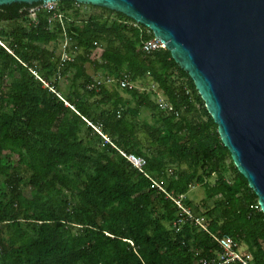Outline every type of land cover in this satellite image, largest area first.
Listing matches in <instances>:
<instances>
[{
	"label": "trees",
	"instance_id": "trees-1",
	"mask_svg": "<svg viewBox=\"0 0 264 264\" xmlns=\"http://www.w3.org/2000/svg\"><path fill=\"white\" fill-rule=\"evenodd\" d=\"M59 3L65 11L83 4ZM37 4L0 6V21L9 23L0 26V82L11 78L6 88L0 85V264H199L219 251L224 234L245 245L254 264H264L258 197L171 52L144 53L141 45L153 32L102 6L96 7L112 17L91 15L76 23L64 15L62 22L41 9L35 21H17ZM63 31L79 52L61 67L47 45ZM87 64L118 82L149 77L172 110L137 88L124 87L130 98L105 83L88 89L97 80ZM71 71L69 91L61 94L58 73ZM141 107L158 115L137 127ZM120 150L144 157V170ZM168 164L179 168L167 172ZM195 182L213 199L201 212L208 226L185 223L176 231L177 211L166 194H187ZM23 184L34 192L27 195Z\"/></svg>",
	"mask_w": 264,
	"mask_h": 264
},
{
	"label": "water",
	"instance_id": "water-1",
	"mask_svg": "<svg viewBox=\"0 0 264 264\" xmlns=\"http://www.w3.org/2000/svg\"><path fill=\"white\" fill-rule=\"evenodd\" d=\"M60 0H0L34 4ZM147 26L193 79L264 212V0H76Z\"/></svg>",
	"mask_w": 264,
	"mask_h": 264
},
{
	"label": "built area",
	"instance_id": "built-area-1",
	"mask_svg": "<svg viewBox=\"0 0 264 264\" xmlns=\"http://www.w3.org/2000/svg\"><path fill=\"white\" fill-rule=\"evenodd\" d=\"M45 10L48 13L52 14L50 20H58L62 21L63 14L58 12V1L51 2H40L34 7L29 9L28 14L32 15L33 20L35 21L37 18V12L39 10ZM63 42L61 44V54L59 57V66H63L67 61L72 60L75 55L79 52V48L77 44L73 41V39L68 35L67 32H62ZM161 48H165L163 42L156 36L151 37L150 39L144 41L141 45V50L144 53H152ZM32 74L36 78L42 81L39 76V73L36 70L31 69ZM58 77L61 78L60 73H58ZM110 78V77H109ZM108 78V80H110ZM102 83L101 80H97L96 82L90 83L87 85L88 89H98L99 85ZM120 85L124 87H129V78L124 77L119 81ZM153 86L157 85L155 82H152ZM52 89V88H50ZM160 107L165 110H172V106L169 103H162ZM96 130L102 135L106 142L111 143L115 146L107 135L102 134L97 128ZM116 147V146H115ZM121 154L127 159L128 162L131 163L135 168L143 171L146 166V159L142 156L135 155L133 153H128L124 150H120ZM160 191H165L160 184H157ZM166 197L171 200L173 205L176 208V217L172 221V226L176 231H179L180 228L185 223H190L196 226L199 229H205L208 226V219L201 212H197L192 206L187 204V196L184 193L173 195L166 194ZM219 243V251L213 253V255H209L200 259L199 264H254L252 253L246 248H244L243 244L235 241L231 236L224 234L218 239Z\"/></svg>",
	"mask_w": 264,
	"mask_h": 264
},
{
	"label": "rangeland",
	"instance_id": "rangeland-1",
	"mask_svg": "<svg viewBox=\"0 0 264 264\" xmlns=\"http://www.w3.org/2000/svg\"><path fill=\"white\" fill-rule=\"evenodd\" d=\"M75 11L78 13H75ZM58 12H61L63 14V16L66 15V19L68 21H74L76 23H79L80 20H82V19H87L91 15H103V17H112V15H109L108 13H103L102 10L100 8L96 7L95 5L94 6H92V4L86 5L85 3L76 4L74 11H72V10L65 11L64 8H62V6L60 5V3L58 1ZM25 18L26 19H19L17 21L19 23L25 22L26 24L33 21V17L30 14H27V16ZM62 22H63V19H62ZM8 24L9 23L6 21L0 22V26H6ZM61 41L63 42L62 35H60V37L58 38V40L56 42L57 45H56V43L47 45V47L49 49H54L56 56H59V57L61 54V44H62ZM86 66H87L88 73L91 74L94 79L101 80L102 83H105L109 89L110 88L111 89L116 88L124 97L130 98V95L124 91L125 88H123L115 78L106 77V74L101 69L95 70L89 64H87ZM72 77H73V72L71 71V72H68L67 74H65L64 76H62L60 78L61 80L59 81L60 82L59 85H60V93L61 94L67 93L69 91V87L71 85ZM108 78L110 79L109 81H108ZM10 81H11L10 77L4 76V78L2 79V82H0L1 87L6 88L9 85ZM129 84H130L129 87H127V88H129V89L130 88H137L141 92L142 91L147 92V93L149 92V93H151V97L153 98V100H155L156 102H158L160 104L165 103V102L167 103V99H166L165 95L162 93V91L157 86L156 87L153 86L152 81L149 77H146L144 79H137L135 81L129 80ZM129 102H130V100H129ZM130 106L131 107L134 106L133 101L131 102ZM139 111H140L139 116L133 120L135 122V124L137 125V127L141 126L144 121H147L149 123H153L157 119L158 114L156 112L150 111L149 109H147L145 107H141ZM139 135L141 138L143 137L141 134H139ZM180 167L183 168L184 166H180ZM178 168L179 167L176 165L168 164L167 172L177 170ZM23 176L25 177L24 174H23ZM163 180H164L163 177H159L157 181H158V183H161ZM214 180H215V177L212 176L209 179V182L213 183ZM22 188L27 195H30L34 192V188L27 185V184H23ZM186 196H187L188 200H191L192 206H194V207L196 206L198 209L201 210V211L196 210L197 212H202L205 204L211 205V203L213 202V199H207V194H206L204 186L202 184H199L196 182L191 185ZM194 203L197 205H195ZM243 247L245 249L247 248L245 245Z\"/></svg>",
	"mask_w": 264,
	"mask_h": 264
},
{
	"label": "bare ground",
	"instance_id": "bare-ground-1",
	"mask_svg": "<svg viewBox=\"0 0 264 264\" xmlns=\"http://www.w3.org/2000/svg\"><path fill=\"white\" fill-rule=\"evenodd\" d=\"M48 2H51V1H48ZM35 4V3H34ZM62 42V41H61ZM56 45H57V43H56ZM37 62V61H36ZM34 64H36V63H34ZM28 66V65H27ZM33 67V66H32ZM32 69H34V68H32ZM39 69H41V68H39ZM37 72V71H36ZM57 75V74H56ZM61 75V74H60ZM45 76V75H44ZM47 76V75H46ZM54 76V75H53ZM52 76V77H53ZM50 77V76H49ZM46 78V77H45ZM59 78V77H58ZM37 79V78H36ZM48 79V78H47ZM50 79V78H49ZM51 80V79H50ZM61 80V79H60ZM56 81V80H55ZM109 81V80H108ZM41 82V81H40ZM45 82H46V80H45ZM50 83V82H49ZM52 84V83H51ZM44 86V85H43ZM49 86H50V84H49ZM100 86V85H99ZM48 87V86H47ZM53 89V88H52ZM95 89V88H94ZM155 89V88H154ZM166 103V102H165ZM168 103V102H167ZM97 125V124H96ZM97 126H99V125H97ZM101 129V128H100ZM99 130V129H98ZM103 131V130H102ZM106 131V130H105ZM98 135V134H97ZM102 136V135H101ZM101 139H102V137H101ZM104 143V142H103ZM105 145V144H104ZM121 153V152H120ZM204 199V198H203ZM191 201V200H190ZM189 201V202H190ZM202 201V200H201ZM192 204V203H191ZM195 204V203H194ZM190 205V204H189ZM195 205H197V204H195ZM191 206V205H190ZM200 206V205H199ZM259 206V205H258ZM175 208V207H174ZM259 208V207H258ZM196 210V209H195ZM200 210V209H199ZM198 210V211H199ZM171 223V222H170ZM187 224V223H186ZM172 228V227H171ZM175 231V230H174ZM176 233H178V232H176ZM219 239V238H218ZM241 243V242H240ZM219 245V244H218ZM217 249H219V247L217 248ZM215 252V251H214ZM211 255V254H210ZM252 255H253V253H252ZM209 256V255H208ZM254 262V261H253Z\"/></svg>",
	"mask_w": 264,
	"mask_h": 264
},
{
	"label": "flooded vegetation",
	"instance_id": "flooded-vegetation-1",
	"mask_svg": "<svg viewBox=\"0 0 264 264\" xmlns=\"http://www.w3.org/2000/svg\"><path fill=\"white\" fill-rule=\"evenodd\" d=\"M0 22H2V21H0Z\"/></svg>",
	"mask_w": 264,
	"mask_h": 264
}]
</instances>
